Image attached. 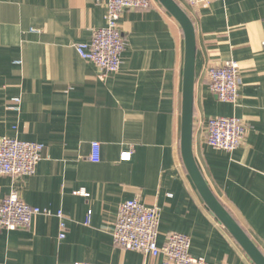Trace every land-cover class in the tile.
<instances>
[{
	"label": "crops",
	"instance_id": "obj_1",
	"mask_svg": "<svg viewBox=\"0 0 264 264\" xmlns=\"http://www.w3.org/2000/svg\"><path fill=\"white\" fill-rule=\"evenodd\" d=\"M176 1L196 31V162L264 253V0ZM106 5L0 0V137L45 145L34 174L0 176V199L17 190L30 205L62 210L66 220L63 238L56 215H39L28 229H0V264H165L163 254L114 243L119 206L134 198L159 208V246L180 232L191 237V254L209 264H254L212 213L182 158V27L159 0L125 10L119 20L127 40L122 64L103 76L75 44L89 42L105 25ZM228 60L240 69L236 104L210 90L209 68ZM217 116H236L247 125L234 151L207 143L208 122ZM93 141L101 144L98 162L91 160ZM124 152L132 153L129 160Z\"/></svg>",
	"mask_w": 264,
	"mask_h": 264
},
{
	"label": "built area",
	"instance_id": "obj_2",
	"mask_svg": "<svg viewBox=\"0 0 264 264\" xmlns=\"http://www.w3.org/2000/svg\"><path fill=\"white\" fill-rule=\"evenodd\" d=\"M188 6H207L214 0H184ZM152 0H107L105 25L93 31L89 42L75 44L81 58L91 61L101 70L103 76L118 72L127 40L119 28L122 13L128 9H147ZM31 31L40 30L32 28ZM210 90L223 102L236 104L239 99L241 76L239 65L228 60L208 70ZM20 98L14 103L19 104ZM247 132V125L236 116H217L208 122L207 143L215 149L234 151L241 144ZM45 145L40 142L22 140L17 137H0V176L14 178L35 173L42 160ZM131 152L122 154L123 160L131 158ZM101 144L92 142L91 160L100 161ZM77 194L87 196L85 190ZM39 215H56L59 218L60 234L65 237L66 220L62 210L54 213L26 203L17 190L0 199V229L7 231L30 228ZM92 211L88 212L85 224L89 225ZM160 210L134 198L120 204L113 230L115 245L127 250H139L152 256H165V264H209L203 257L191 254V237L180 232H171L162 246L158 245ZM86 264V263H77Z\"/></svg>",
	"mask_w": 264,
	"mask_h": 264
},
{
	"label": "water",
	"instance_id": "obj_3",
	"mask_svg": "<svg viewBox=\"0 0 264 264\" xmlns=\"http://www.w3.org/2000/svg\"><path fill=\"white\" fill-rule=\"evenodd\" d=\"M159 2L180 24L185 36L181 127V154L185 167L212 213L230 231L254 264H264V253L255 244L253 239L239 224L227 207L216 197L196 162L193 152L194 88L197 52L195 25L186 10L176 0H159Z\"/></svg>",
	"mask_w": 264,
	"mask_h": 264
}]
</instances>
